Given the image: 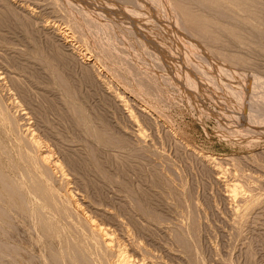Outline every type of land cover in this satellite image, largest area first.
<instances>
[{"label":"rangeland","instance_id":"374dc122","mask_svg":"<svg viewBox=\"0 0 264 264\" xmlns=\"http://www.w3.org/2000/svg\"><path fill=\"white\" fill-rule=\"evenodd\" d=\"M263 90L264 0H0V264H264Z\"/></svg>","mask_w":264,"mask_h":264},{"label":"bare ground","instance_id":"6f19581e","mask_svg":"<svg viewBox=\"0 0 264 264\" xmlns=\"http://www.w3.org/2000/svg\"><path fill=\"white\" fill-rule=\"evenodd\" d=\"M94 62L96 63V60H94ZM59 76V75H58ZM2 77V76H1ZM60 77V76H59ZM65 84V83H64ZM69 85V84H68ZM239 90V89H238ZM242 91H243V89H242ZM264 91V90H263ZM225 93V92H224ZM256 94V93H255ZM241 95V94H240ZM243 95V94H242ZM252 96V95H251ZM240 97V96H239ZM248 97H249V95H248ZM257 97V96H256ZM241 98V97H240ZM245 99V98H244ZM264 101V100H263ZM241 102V101H240ZM244 102V101H243ZM247 102V101H246ZM245 103V102H244ZM248 104V103H247ZM256 104V103H255ZM248 106V105H247ZM256 106H254L253 108H255ZM74 109V108H73ZM251 109V108H250ZM79 111V110H78ZM77 111V112H78ZM256 111V110H255ZM259 111V110H258ZM261 113V112H260ZM2 115H3V119H1L2 121H5L7 118H6V116H4V113H1V117H2ZM87 115V114H86ZM257 118H259V117H257ZM257 118H255V119H257ZM260 118H262V117H260ZM264 119V118H263ZM9 120V119H8ZM12 120V119H11ZM86 120V119H85ZM260 120V119H259ZM82 123H84V122H82ZM18 130V129H17ZM91 131H92V129H91ZM97 131V130H96ZM99 134V133H98ZM97 135V134H96ZM97 138V137H96ZM111 139H112V137H111ZM113 140V139H112ZM41 143L39 142V140H37V139H33L32 140V145L34 146V148L36 149V154L37 155H35V157H34V160H33V162H32V166L34 165V168H36V169H38V166H37V164L36 163H38V159H40V161H42L43 163H46V164H48V163H50L51 162V158H50V155H48V154H46V153H44L43 151H45V150H41V147H42V145H40ZM108 144V143H107ZM26 146V145H25ZM29 146V145H28ZM27 146V148H30L31 149V147L29 146L28 147ZM0 147H1V144H0ZM23 149H24V147H23ZM29 149V150H30ZM34 149V150H35ZM23 151V150H22ZM26 150H24V152H25ZM27 152V151H26ZM25 152V153H26ZM30 152V151H29ZM28 152V153H29ZM35 152V151H34ZM25 153H23V155H27V154H25ZM33 153V152H32ZM31 155V154H30ZM34 155V154H33ZM28 156V155H27ZM32 156V155H31ZM29 157V156H28ZM10 158V157H9ZM8 158V159H9ZM25 158H27V157H25ZM31 158V157H30ZM33 158V157H32ZM3 159V158H2ZM11 159V158H10ZM5 161H6V159H5ZM11 161V160H10ZM7 162V161H6ZM8 162H9V160H8ZM7 162V163H8ZM11 162H13V161H11ZM15 162V161H14ZM13 162V163H14ZM16 164V163H15ZM11 165H12V163H11ZM54 165L57 167V166H59L60 165V163L59 162H55L54 163ZM10 166V165H9ZM18 166V165H17ZM16 166V167H17ZM18 168V167H17ZM1 171V170H0ZM33 171V170H32ZM18 172V171H17ZM26 172H28V171H26ZM1 173H2V171H1ZM4 174V173H3ZM26 175V174H25ZM65 175V174H64ZM4 176V175H3ZM20 176V175H19ZM29 176H31V175H29ZM7 176H5V178H6ZM9 177V176H8ZM43 177H45V176H43ZM2 178H4V177H2ZM42 178V177H41ZM12 179V178H11ZM19 179H20V177H19ZM27 179V178H26ZM21 180H23V179H21ZM20 180V181H21ZM25 180V179H24ZM14 182H15V180H13ZM20 181H18V183H17V181H16V183L17 184H19V182ZM32 181V180H31ZM35 181H36V179H35ZM35 181H33L34 183H35ZM38 181H40V180H38ZM45 181H46V178H45ZM13 182V183H14ZM37 182V181H36ZM40 182H42V181H40ZM38 183V184H41V185H38L37 183H35L36 185L34 186L33 184V187H34V190H35V194L34 195H37L38 193L37 192H41L42 191V193L45 191V189L47 188V186H48V182H47V186L46 185H44V184H42V183H44V182H42V183ZM51 182V181H50ZM22 183H23V181H22ZM26 183H28L27 181H26ZM25 183V184H26ZM31 183V182H30ZM20 184H21V182H20ZM19 184V185H20ZM50 184H52V183H50ZM6 185V184H5ZM10 185V184H9ZM24 185V184H23ZM11 186V185H10ZM9 187V186H8ZM15 187L16 188H18L17 187V185H15ZM14 187V188H15ZM32 187V186H31ZM25 187H23V189H24ZM27 188H29V185H28V187ZM52 188V187H51ZM7 189V188H6ZM9 189V188H8ZM21 189H22V187H21ZM33 189V188H32ZM48 189H50V188H48ZM19 190V189H18ZM44 190V191H43ZM47 190V189H46ZM52 190V189H51ZM7 191V190H6ZM11 191H12V189H11ZM8 192V191H7ZM18 192V191H17ZM20 192V191H19ZM30 192V191H29ZM48 192V191H47ZM9 193V192H8ZM13 193V192H12ZM42 193L40 194V195H42ZM46 193V192H45ZM44 193V195H46ZM69 193H71V192H69ZM0 194H2V193H0ZM14 194V193H13ZM20 194H21V192H20ZM20 194H19V197H20ZM48 194H49V192H48ZM50 194H51V192H50ZM52 195V194H51ZM51 195H49V196H51ZM53 195H55V194H53ZM14 196V195H13ZM48 196V197H49ZM7 197H8V195H7ZM7 197L5 196V198L7 199ZM12 197V196H11ZM15 197V196H14ZM39 197V196H38ZM2 198V197H1ZM10 198V197H9ZM16 198V197H15ZM15 198L13 199V201L15 200ZM20 198H22V196L20 197ZM11 199V198H10ZM17 199H18V197H17ZM52 199V198H51ZM33 200V199H32ZM36 200V199H35ZM39 200V199H38ZM37 200V201H38ZM52 200H54V199H52ZM56 200V199H55ZM7 201H9L8 199H7ZM12 201V202H13ZM17 201V200H16ZM20 201V200H19ZM23 201V200H22ZM36 201V202H37ZM40 201V200H39ZM3 202V201H2ZM14 203H15V201H14ZM18 203V202H17ZM22 203H24V202H22ZM41 203V202H40ZM52 203H53V201H52ZM29 204V203H28ZM56 204V203H55ZM12 205V204H11ZM21 205V204H20ZM53 205V204H52ZM52 205H49L48 204V207L50 206V207H53ZM22 207H23V205H21ZM46 206V205H45ZM55 207H56V205H54ZM137 206V205H136ZM44 206H42V208H43ZM50 207L49 208H47V209H50ZM13 208V207H12ZM19 208V207H18ZM45 208V207H44ZM45 208V209H46ZM40 209H41V207H40ZM56 209H57V207H56ZM27 210V209H26ZM53 210V209H52ZM64 210V209H63ZM41 211V210H40ZM55 211V210H54ZM42 212H43V209H42V211H41V214H42ZM56 212H59V210L58 211H56ZM38 216L40 215V214H37ZM53 215H54V213H53ZM49 216V215H48ZM47 216V217H48ZM51 216V215H50ZM42 217V216H41ZM44 217V216H43ZM46 217V216H45ZM38 218V217H37ZM39 219H40V216H39ZM47 219V221L45 220V222H42L40 225H41V227L42 228H45L46 229V231H48L51 227H53L52 226V223H50L49 221H50V219H49V221H48V218H46ZM88 219V218H87ZM85 221H86V219H85ZM56 222H57V219H56ZM88 223L90 224V226H92V228L91 229H93L96 233H94L95 235H96V237L98 236V238L99 239H101L100 241H102V243H103V245L105 246V248H107L108 250H109V248L110 247H112V237L113 236H110V234L104 229V227H102L100 224H97V223H95L93 220H91V219H88ZM53 225H55V223H53ZM44 226V227H43ZM53 228H55V227H53ZM52 228V229H53ZM56 229H57V227H56ZM61 229V228H60ZM51 230V229H50ZM50 230H49V232H50ZM55 230V229H54ZM53 230V231H54ZM39 231H40V229H39ZM53 231H51L52 233H53ZM61 231H62V229H61ZM75 231V230H74ZM73 231V232H74ZM41 232V231H40ZM42 233V232H41ZM48 233V232H47ZM52 233H50L51 235H52ZM54 233H56V232H54ZM62 233V232H61ZM56 234H58L59 235V232L58 233H56ZM53 236V235H52ZM61 236V235H60ZM58 237V236H57ZM178 237V236H177ZM77 238V237H76ZM91 238V237H90ZM78 239V238H77ZM70 240H72V238L70 239ZM92 241H93V239H92ZM182 242V241H181ZM79 243V242H78ZM76 244V243H75ZM101 244V243H100ZM78 245V244H77ZM76 245V246H77ZM88 245V244H87ZM75 246V247H76ZM82 248V247H81ZM113 248V247H112ZM83 249V248H82ZM84 249H85V247H84ZM94 249V248H93ZM80 250V249H79ZM188 250V249H187ZM75 251V253L77 254V252H76V249L74 250ZM82 251V250H81ZM112 251V250H111ZM79 252V251H78ZM106 252V251H105ZM121 252V251H120ZM85 253V252H84ZM107 253V252H106ZM79 254H81V253H79ZM86 254V253H85ZM108 254V253H107ZM93 255H94V253H93ZM99 255V254H98ZM104 256V255H103ZM144 256V255H143ZM91 257H92V255H91ZM148 257V256H147ZM99 259V258H98ZM55 260V259H54ZM53 261V260H52ZM59 260L57 259V262H58ZM51 262V261H50ZM88 262V261H87ZM102 262V261H101ZM95 263H96V261H95ZM130 263V261H129V258L125 255V253H123V252H121V253H118V256H117V259H116V261H115V264H129ZM99 264V263H98Z\"/></svg>","mask_w":264,"mask_h":264}]
</instances>
